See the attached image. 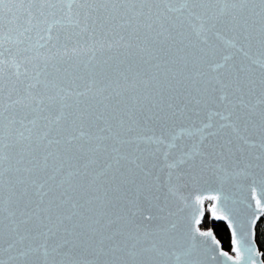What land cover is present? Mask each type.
<instances>
[{
    "label": "water",
    "instance_id": "obj_1",
    "mask_svg": "<svg viewBox=\"0 0 264 264\" xmlns=\"http://www.w3.org/2000/svg\"><path fill=\"white\" fill-rule=\"evenodd\" d=\"M53 3L56 4L54 14L33 19L31 24L19 13L18 20L6 15L0 24V54L7 61L0 73L3 106H7L14 86L18 91L13 92L12 99H19L29 83H36L37 72L41 73L40 84L33 89V94L44 97V103L39 106L17 105L12 111L0 108V121L7 124L9 120H16V128L25 135L31 129L32 140L43 149L48 140L57 137L52 133L45 139L40 138L62 127L69 112L75 115L87 109L121 115L129 109L138 110L135 134L152 139L139 141L137 152L149 175L145 177L137 170L135 182L125 184L120 193L121 204L126 205L124 211L131 221L129 227L140 225L155 233L175 223L176 229L167 233L174 253L168 256L167 264H177L176 255L181 257L180 264L185 260L193 264H234V260L228 259V256L235 257L234 230L236 239L243 236L253 250L247 264H264L263 253L255 241V226L264 212L256 209L251 193V176L259 172L261 165L254 158L260 154V138L258 130L251 126L245 130L247 120L258 123V115L248 117L246 109L229 115L227 101L221 100L225 94L228 100L235 99L232 88L239 79L243 83L254 82L255 94L248 99L257 104L260 81L264 78V37L259 24L233 25L225 13V4L231 12L230 5H239V0H196L198 6L192 15L182 7L185 0H171L170 6L177 11L165 15L175 21L174 39L165 41L163 46L170 50L172 62L157 69L152 65L158 61L149 60L135 48L119 46L118 37L102 34L99 29L90 36L91 25L88 32L81 31L83 23L78 26L67 15L68 0H53ZM256 3L258 10V0ZM160 10L164 11V4H160ZM25 28L29 31L20 35ZM171 73L179 75L169 88L164 85L166 77L171 79ZM148 75L155 77L151 87L143 83ZM93 81L95 85L89 92ZM99 89L104 91L101 93ZM62 90L71 93L65 101L60 100L64 95ZM50 96L56 97L55 102L48 100ZM146 96L149 99L145 100ZM133 98H138L140 103L134 105ZM117 101L121 103L117 105ZM168 103L173 107L168 108ZM255 112H259V105ZM62 113L57 124L56 118ZM33 120L35 127L30 123ZM233 125L249 144L238 138ZM79 131L74 134L78 135ZM83 131L95 132V129L89 128L86 122ZM49 150H55V145ZM169 164L173 167L169 168ZM245 173L249 178H245ZM257 198L264 203L259 190ZM208 201L211 204L207 208ZM206 210L215 221L227 226L232 253L221 248L211 229L200 228ZM225 215L229 218L222 219ZM201 233L211 235L201 236ZM189 234L196 236L198 247L185 257L182 253L189 250ZM222 252L228 256L221 255ZM0 259L7 260V256L0 254Z\"/></svg>",
    "mask_w": 264,
    "mask_h": 264
},
{
    "label": "snow or ice",
    "instance_id": "obj_2",
    "mask_svg": "<svg viewBox=\"0 0 264 264\" xmlns=\"http://www.w3.org/2000/svg\"><path fill=\"white\" fill-rule=\"evenodd\" d=\"M160 4H164V11L160 10ZM170 4L171 0H68L67 15L74 18L78 26L83 23L81 31L88 32L91 25L90 36H94L98 29L102 34L116 36L119 46L135 48L149 60L158 61L152 67L160 69L161 65L172 62L170 50L163 46L165 41L174 39L175 21L165 13L177 9ZM197 6L196 0H185L182 5L189 10V15L194 14ZM230 7L232 11L228 12L229 5L225 4V13L231 17L234 26L251 27L258 23L264 37V0H258V10L256 0H239V5L233 3ZM55 8L53 0H0V24L6 15L18 20L17 13L26 16L31 24L33 19L54 14L52 10ZM27 31L29 29L25 28L20 35ZM108 46L112 47V43ZM6 63L0 54V73ZM47 63L46 60L45 65ZM40 74L36 73V83H29L19 99H12L13 92L18 91L14 86L9 92L6 107L2 104L3 97H0V108L12 111L17 105L43 104L44 97L39 93L33 94V89L40 84ZM177 75L179 73H171V79L166 77L164 86L173 87L172 81ZM154 79L148 75L143 81L145 87H151ZM94 85L93 81L89 92ZM62 91L64 95L60 100L65 101L71 93ZM98 91L102 93L104 89ZM232 91L234 100H228L227 94L221 97L227 101L229 115L241 109L247 110L245 115L248 117L258 115V123L247 120L245 130L251 126L259 132L260 154L254 158L260 160L261 165L259 172L251 176V193L256 209L264 212V203L257 198L258 190L264 198V78L260 81L256 105L248 99L255 94L254 82L243 83L237 79ZM162 92L163 87L161 96ZM147 99L149 97L146 96ZM48 100L55 102L56 97L50 96ZM133 100L134 105L140 103L138 98ZM119 103L121 101H117V105ZM257 105L258 113L255 112ZM167 107L172 108L173 105L168 103ZM115 111L113 109V113ZM137 111L129 109L121 115L89 112L87 109L75 115L69 112L62 127L58 126L40 138L45 139L52 133L57 137L48 140L43 149L32 140L31 129L25 135L24 131L16 128V120H9L7 124L0 121V254L7 256V260L0 259V264H167L168 256L174 254L167 233L175 230L177 225L173 223L155 233L140 225L129 227L131 221L124 211L126 205L121 204V190L125 184L135 182L137 170L145 177L149 175L137 152L138 142L152 137L135 134ZM62 116L63 113L56 118L57 124ZM147 118L151 119L150 116ZM86 122L95 132L83 131ZM30 123L35 127V120ZM232 127L238 138L249 144L240 135V129L235 125ZM77 129L80 130L78 135L74 134ZM53 145L55 150H49ZM201 164H204L203 160ZM244 175L249 178L247 173ZM200 235L209 236L211 233ZM232 237L235 257L224 252L221 255L234 260V264H247L252 248L243 236L236 239L235 230ZM187 239L189 250L182 253L185 257L198 247L195 235L189 234ZM180 258L176 255L177 264H180ZM183 264L193 262L185 260Z\"/></svg>",
    "mask_w": 264,
    "mask_h": 264
},
{
    "label": "trees",
    "instance_id": "obj_3",
    "mask_svg": "<svg viewBox=\"0 0 264 264\" xmlns=\"http://www.w3.org/2000/svg\"><path fill=\"white\" fill-rule=\"evenodd\" d=\"M201 229H211L219 241L221 248L228 253H232L231 247V234L225 225L221 221H215L206 210L204 216L200 222ZM255 241L258 249L263 253L264 263V216L260 217L255 226Z\"/></svg>",
    "mask_w": 264,
    "mask_h": 264
},
{
    "label": "rangeland",
    "instance_id": "obj_4",
    "mask_svg": "<svg viewBox=\"0 0 264 264\" xmlns=\"http://www.w3.org/2000/svg\"><path fill=\"white\" fill-rule=\"evenodd\" d=\"M210 204H211V202H210V201H208V202H207V208L210 206Z\"/></svg>",
    "mask_w": 264,
    "mask_h": 264
}]
</instances>
